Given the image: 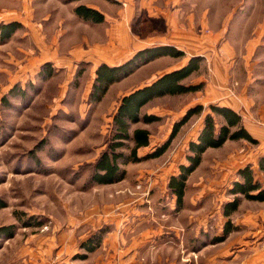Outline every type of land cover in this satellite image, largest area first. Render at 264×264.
<instances>
[{
	"label": "rangeland",
	"instance_id": "rangeland-1",
	"mask_svg": "<svg viewBox=\"0 0 264 264\" xmlns=\"http://www.w3.org/2000/svg\"><path fill=\"white\" fill-rule=\"evenodd\" d=\"M132 1L92 0V5L117 17L136 6ZM206 1L215 18L236 9L232 20L238 24L235 34L239 38L248 26L264 21V0L194 2ZM79 2L91 1L51 0L46 6L43 0H0V24H19L8 38L2 40L0 36V200L5 204L0 208V226L14 224L16 231L9 239L0 238V264H32L37 248L42 251L41 264H55L62 235L66 240L75 239L78 245L92 233V198L104 191L90 182L92 164L106 146L120 98L134 90L130 86L152 77L157 66H140L111 84L102 99L93 103L89 92L98 59L85 57L81 46L76 45L79 34L89 29L74 14ZM105 27V22L92 23V45L104 43ZM133 55L119 58L118 65ZM189 101L186 94L159 98L142 111L161 114V120L138 126L146 127L154 141L164 142L174 122L187 111L181 113ZM203 108L179 129L164 154L123 165L124 179L108 193L128 195L130 205L152 217L156 212H200L201 205H215L216 197L211 202L200 201L201 192L232 198L227 191L234 182L233 174L223 179L220 169L206 160L189 175L181 208L176 209L167 187L169 178L179 172V165L187 163V137L200 132L203 116L209 112L208 107ZM237 147L221 148L215 155L220 161L228 160L230 153L239 150ZM181 214L179 219L186 223L187 213ZM200 234L199 246L218 236L215 227ZM79 252L82 250L77 247L75 254ZM47 255L52 259L46 262Z\"/></svg>",
	"mask_w": 264,
	"mask_h": 264
},
{
	"label": "crops",
	"instance_id": "crops-1",
	"mask_svg": "<svg viewBox=\"0 0 264 264\" xmlns=\"http://www.w3.org/2000/svg\"><path fill=\"white\" fill-rule=\"evenodd\" d=\"M78 1H91L76 5L94 8L104 15V21L101 22L106 23L102 37L104 43L92 45V40H95L92 38V23L81 19L82 24L89 29L79 34L76 44L81 46L85 57L98 59L94 63L95 67L101 63L118 65L119 58L129 57L150 46L169 45L183 51L181 57L162 56L148 63L157 65L151 73L152 77L142 79L129 88L147 85L162 74L183 66L190 57L202 56L204 61L201 70L185 82L203 83V87L186 94L190 101L181 113L197 104L204 107L210 104L229 107L241 116L244 127L257 143L243 139L227 140L221 147L208 148L202 154L200 164L204 166L206 160L209 165L220 169L223 179L233 174L232 181L237 180L238 169L249 165L254 178L264 185V171L259 169V160L264 157V56L260 55L264 53V21L248 26L239 38L235 30L238 24L232 20L236 9L232 8L230 12L215 18L208 1L135 0V8L129 7L128 11L120 12L117 17L92 5V0ZM43 3L47 6L51 0H43ZM147 113L161 116L153 111ZM202 124L203 121L199 129ZM198 132L193 138L187 137L185 147L190 141L196 140ZM152 138L150 135L149 145L138 150L140 156L163 143L157 139L156 143ZM233 145H237L239 150L230 153L228 160L220 161L215 155L217 151ZM115 184L100 185L103 194H95L92 198V232L101 227L107 228V231L101 245L88 258L92 257V260L90 263L85 261L86 264H264V201L247 200L241 196L238 209L226 217L222 207L231 198L201 192L198 195L200 201L211 202L216 197L215 205H201L200 212L172 210L161 213L163 219L158 212L152 217L146 210L130 205L128 195H110L108 191L116 188ZM183 211L187 213L186 223L179 219ZM228 219L236 229L229 232L223 241L198 245V239L202 237L200 231L206 233L209 228L215 227L216 235L219 236ZM64 238V235L59 238L62 244L56 250L55 264H75L72 256L79 244H76L75 239L70 241V238ZM38 249L32 264L43 262L42 251ZM37 257L40 261L36 260ZM51 259L47 255L44 261Z\"/></svg>",
	"mask_w": 264,
	"mask_h": 264
},
{
	"label": "trees",
	"instance_id": "trees-1",
	"mask_svg": "<svg viewBox=\"0 0 264 264\" xmlns=\"http://www.w3.org/2000/svg\"><path fill=\"white\" fill-rule=\"evenodd\" d=\"M73 11L77 17L84 21L91 23L104 21V15L100 11L82 4L77 5ZM18 26L19 24L15 22L0 24L2 40L8 38ZM183 55V51L174 46L159 45L137 51L120 65L110 66L101 63L95 70L89 99L93 103L99 102L111 84L127 77L144 64L162 56L181 57ZM203 61L202 56H192L182 67L166 72L151 83L138 87L120 98L112 116L106 146L92 164L90 177L92 185L117 183L125 177L123 165L161 156L168 149L179 129L192 116L199 115L203 111L204 108L201 104L187 109L184 115L174 122L169 137L163 143L155 146L151 152L145 155L140 156L138 154L140 148L149 145L150 137L149 130L146 127L138 126V124H151L161 120V117L156 114L143 112L144 106L158 98L178 96L200 90L203 83L190 84L186 83L185 80L201 70ZM207 107L209 112L203 116V124L196 140L190 141L188 144L185 155L187 163L180 164L179 172L172 175L167 182L170 193L175 196L176 209L182 207L186 181L189 175L200 165L202 154L208 148L221 147L227 140L243 139L253 144L257 143L244 127L241 116L236 111L217 104H210ZM259 169L264 171V157L259 160ZM236 175L238 179L232 183L231 188L227 191V194L231 195L232 198L224 202L222 207L226 217L238 209L242 198L264 201V185L254 178V173L249 165L238 169ZM4 206V202L0 200V208ZM233 229L236 227L228 219L222 234L215 236L211 243L223 241ZM106 231L107 228L101 227L92 232L79 244L82 252L75 254L72 259L81 262L79 264H86L85 261L89 255L101 245ZM15 232L14 224L0 226V238L9 239L14 236Z\"/></svg>",
	"mask_w": 264,
	"mask_h": 264
}]
</instances>
